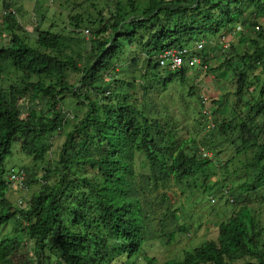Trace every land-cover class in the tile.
Segmentation results:
<instances>
[{"label":"trees","instance_id":"16d2710c","mask_svg":"<svg viewBox=\"0 0 264 264\" xmlns=\"http://www.w3.org/2000/svg\"><path fill=\"white\" fill-rule=\"evenodd\" d=\"M95 1L69 4L63 27L55 20L45 29L47 16L38 15L32 40L20 10L0 0V31L11 37L0 44V264L21 261L29 241L35 264H136L150 241L175 237L172 184L199 181L196 188L227 207L264 192V0H117L113 8ZM231 34L215 71L231 76L233 112L218 121L214 101L213 120L200 113L205 134L182 138L188 127L166 120L162 98L174 104L168 90L187 86L190 68L170 72L158 57L196 41L213 53L214 42ZM211 53L204 49L203 65ZM67 96L81 116L65 118ZM16 143L44 171L41 187L19 206L7 198L4 167ZM217 187L226 189L216 194ZM11 223L15 235L3 236ZM262 231L243 208L220 224L216 240L163 264H264Z\"/></svg>","mask_w":264,"mask_h":264},{"label":"rangeland","instance_id":"374dc122","mask_svg":"<svg viewBox=\"0 0 264 264\" xmlns=\"http://www.w3.org/2000/svg\"><path fill=\"white\" fill-rule=\"evenodd\" d=\"M38 1V2H37ZM82 0H12L15 7L19 9V14L16 16L20 25L26 30L30 38L34 40V27L36 26V19L38 15L45 14L47 20L44 24V28H49L55 20L58 21L60 27H63L64 15L69 10L68 5L73 6L74 2H81ZM106 0H96L95 2L99 6L105 4ZM117 0H108L110 7H114ZM125 2L126 0H120ZM143 2V0H141ZM63 4V5H61ZM15 8V9H16ZM2 10L0 6V11ZM66 20V19H65ZM88 38L91 34H88ZM234 37V34L225 36L224 43L216 46L214 42L213 53L211 48L206 44V52H210V61L208 66L202 65V68L190 69L188 78L189 84L185 87L172 86L168 92L174 104L168 101V95L162 98V103L167 104L163 110H166V120L169 121L173 118L178 119L179 130L185 125L188 127V131L183 132L182 138H195L197 133L205 134L203 129L206 121L203 119L201 112H206L208 119L213 120L212 112L217 106L220 111L217 114L216 119L222 121L224 118L230 117L233 112V107L236 104L233 96L234 86L231 84V76L229 75L226 79L217 78L218 73L215 69L223 61L224 57L222 49L227 47L226 43L230 42ZM11 40L10 34L7 31H0V44H8ZM208 67V68H207ZM211 69V70H210ZM191 87L195 88L194 96H189V90ZM163 94V93H162ZM161 94V95H162ZM167 102H166V99ZM170 97V98H171ZM182 98V100H181ZM227 100V101H223ZM214 101L217 103L214 104ZM29 100L23 98L19 100V105L22 108L23 115H27V106ZM224 102V104H223ZM220 104H223V106ZM77 102L72 96H67L63 104V112L65 118L75 116H81V111H77ZM42 107V106H41ZM40 107V108H41ZM79 113V114H78ZM185 115V116H184ZM68 118V119H69ZM213 122L209 123L212 127ZM70 126L65 128V131L70 130ZM64 131V132H65ZM65 141V136L58 135L54 138V145L52 148V161L58 159V152L61 150L62 145ZM211 156V154L209 155ZM241 159H244L242 156ZM219 165V163H217ZM5 169L8 173L5 175V179L9 182L10 174L13 170H25L27 173L25 185L22 187L19 185L10 186L7 198L15 206H19L21 201L28 202L32 195L41 187L42 183L36 182L41 180L44 171L41 170V164L37 165L33 160L27 157L22 150L20 145L16 143L13 147V154L5 162ZM218 170L217 172H219ZM213 183L218 180L217 176L211 177ZM201 182L195 181L194 179L186 180L181 185L172 184L171 189H167L173 203V208L179 210L178 223L168 227L176 229L175 237L172 241L168 240H153L150 241L144 249V255L137 259L136 264H148L145 261V257L151 258L156 264H163L169 260H177L183 257L186 251L192 250L204 244L209 240H216L219 235V226L227 218L228 215L233 212H239L243 208L250 210L254 216H257L261 222L263 228L261 241L264 244V192L257 196H252L247 201L239 204L226 206L225 200H218L217 198L212 199L211 193H203V190L196 188ZM197 185V186H196ZM226 188L217 187L214 191L217 194L219 190ZM1 207V205H0ZM184 226L186 232H180L177 227ZM14 224L6 225L2 234L6 237H13L15 235ZM29 247L26 251L22 252L18 258L21 261L12 260V264H35L37 261L33 243L28 242Z\"/></svg>","mask_w":264,"mask_h":264},{"label":"built area","instance_id":"2783aa9c","mask_svg":"<svg viewBox=\"0 0 264 264\" xmlns=\"http://www.w3.org/2000/svg\"><path fill=\"white\" fill-rule=\"evenodd\" d=\"M257 30H260V27H256ZM243 27H238L237 31H243ZM205 41H196L191 46H184L181 48H173L164 51L158 57V64L160 68L168 70L170 72L180 71L183 68H202V52L206 47ZM26 172L24 170H13L9 177V182L11 186L25 185L26 181ZM20 205H23V201L20 202Z\"/></svg>","mask_w":264,"mask_h":264},{"label":"bare ground","instance_id":"6f19581e","mask_svg":"<svg viewBox=\"0 0 264 264\" xmlns=\"http://www.w3.org/2000/svg\"><path fill=\"white\" fill-rule=\"evenodd\" d=\"M225 41V40H224ZM23 170V169H22ZM25 171V170H24ZM26 172V171H25ZM26 175H27V173H26ZM26 178V177H25ZM11 186V185H10ZM20 205V204H19Z\"/></svg>","mask_w":264,"mask_h":264}]
</instances>
